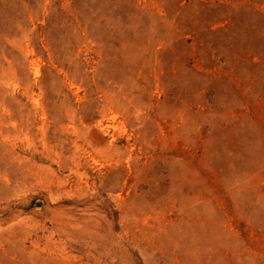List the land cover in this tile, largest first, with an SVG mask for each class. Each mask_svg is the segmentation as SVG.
Segmentation results:
<instances>
[{
	"label": "rangeland",
	"instance_id": "374dc122",
	"mask_svg": "<svg viewBox=\"0 0 264 264\" xmlns=\"http://www.w3.org/2000/svg\"><path fill=\"white\" fill-rule=\"evenodd\" d=\"M0 264H264V0H0Z\"/></svg>",
	"mask_w": 264,
	"mask_h": 264
}]
</instances>
